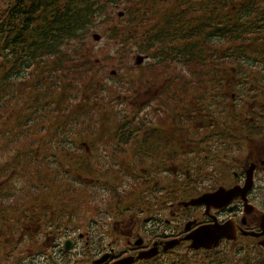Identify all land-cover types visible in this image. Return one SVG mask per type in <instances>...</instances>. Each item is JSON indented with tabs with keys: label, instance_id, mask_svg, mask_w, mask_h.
Returning a JSON list of instances; mask_svg holds the SVG:
<instances>
[{
	"label": "trees",
	"instance_id": "trees-1",
	"mask_svg": "<svg viewBox=\"0 0 264 264\" xmlns=\"http://www.w3.org/2000/svg\"><path fill=\"white\" fill-rule=\"evenodd\" d=\"M235 1L8 0L0 7V227L7 223L4 233L12 232L8 226L14 215L36 208L34 203L41 208L47 199L50 212L62 209L66 219L92 203L95 190L90 183L82 187L85 179L96 177L95 161L89 157L95 138L141 139L148 133L155 137L158 129L146 125L153 121L152 115L185 124L192 120L190 113L198 116L205 111L206 91L217 92L218 76L234 68L220 61V50L236 44L235 31L224 29L240 19L228 5ZM224 5L230 9L226 16L221 14ZM252 6L248 3L242 9L249 12ZM119 11L125 12L123 17ZM99 29L118 45L117 53L149 57L147 66H138L141 74L177 77L178 85L167 90L182 92L180 99L167 96L176 100L168 115L156 106L149 116L139 110L130 115L109 109L121 88L120 83L108 82L100 59L93 57L87 44ZM214 35L229 39L214 41ZM124 83L134 91L144 82L133 76ZM114 169L123 178L122 170ZM101 177L118 202L123 193ZM50 227L57 230L52 218ZM5 249H10L9 243L0 237V250Z\"/></svg>",
	"mask_w": 264,
	"mask_h": 264
},
{
	"label": "flooded vegetation",
	"instance_id": "flooded-vegetation-1",
	"mask_svg": "<svg viewBox=\"0 0 264 264\" xmlns=\"http://www.w3.org/2000/svg\"><path fill=\"white\" fill-rule=\"evenodd\" d=\"M234 3L240 19L224 29L235 31L236 44L220 50V61L234 68L218 76L217 92L206 91L205 111L185 124L156 115L146 123L158 129L155 137L92 140L96 177L85 181L106 176L123 193L117 204L90 210L74 231L84 208L66 219L62 209L50 212L47 199L41 208L34 203L14 215L11 233L2 230L7 223L0 227L10 246L0 250V264H264V0ZM248 3L249 12L242 9ZM229 11L224 5L221 14ZM171 102L156 107L166 116ZM219 189L215 201L191 202ZM100 190L112 199V190ZM203 228L219 233L216 245L193 246Z\"/></svg>",
	"mask_w": 264,
	"mask_h": 264
},
{
	"label": "rangeland",
	"instance_id": "rangeland-1",
	"mask_svg": "<svg viewBox=\"0 0 264 264\" xmlns=\"http://www.w3.org/2000/svg\"><path fill=\"white\" fill-rule=\"evenodd\" d=\"M7 1L8 0H0V7L5 6ZM96 32L101 34L102 38L100 40H95L92 36H90L87 43L93 51V57L100 59L101 68L106 72L105 76L107 77L109 83H120L118 85L121 90L117 92L116 96H113L115 106L113 109L109 107L113 113L117 112L119 109L120 111L125 110L130 115L136 110L146 114L149 113L153 107L157 106L158 104H162L163 101L167 102V96H171V94L175 99H180L182 91L175 89L167 90L169 86L173 85L176 87L178 85L175 84V79L177 78L176 76L171 74H160V77L156 78L154 75L149 74L148 71L141 74L143 72L142 69L138 68V65L135 63V57L138 53L123 52L119 54L116 52L118 45L113 40L108 39L101 29L97 30ZM149 63L150 59L146 60L144 65L147 66ZM133 76L139 78V80H143L144 82L139 90L132 91L131 89L127 88L128 85L125 86L124 81L130 79ZM172 81H174V83H172ZM119 92H122V94L119 95ZM168 104L174 106L175 102ZM159 109L160 108H157V111L161 114L167 113L160 111ZM152 117L153 120L156 118L155 115H152ZM115 177L117 181H122V178L119 175ZM100 178V181L96 183H92L90 180L85 181V187H82L83 189L88 186V183H90L91 187L89 188L97 192L93 193L92 203L84 205V209L79 217L81 222H79V224H73L72 230L77 231L79 227L86 225V223L91 219L92 215L95 214L90 213V210H93L94 212L99 210L106 211L110 210L112 203L117 204L115 200H112L115 191H111L112 199H109L110 192L105 194L100 190V188L106 187L102 184L103 177L100 176ZM113 185L116 186L115 183ZM115 188L118 190V187ZM118 191L120 192V190ZM81 199L82 197L80 195V200ZM118 209L119 208H116V210Z\"/></svg>",
	"mask_w": 264,
	"mask_h": 264
},
{
	"label": "water",
	"instance_id": "water-1",
	"mask_svg": "<svg viewBox=\"0 0 264 264\" xmlns=\"http://www.w3.org/2000/svg\"><path fill=\"white\" fill-rule=\"evenodd\" d=\"M123 13H120V16H122ZM93 38L95 40H100L101 39V35L98 33L93 34ZM146 60V57L144 55H137L135 62L137 65L142 64L144 61ZM222 190L219 189L214 193H206L202 196H200L199 198L193 199L191 202L193 203H200L203 201H215L218 199V197L221 195ZM219 233L216 230H207V229H201L199 230L196 234H194V237H192L193 240V246L194 247H198L201 245H205L207 247H211L214 246L218 243L219 239L221 237H219L218 235ZM69 241V240H68ZM67 241V243H68ZM67 248H71L70 245H67Z\"/></svg>",
	"mask_w": 264,
	"mask_h": 264
}]
</instances>
